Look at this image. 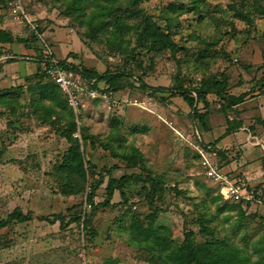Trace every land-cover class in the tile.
Wrapping results in <instances>:
<instances>
[{
  "label": "rangeland",
  "instance_id": "374dc122",
  "mask_svg": "<svg viewBox=\"0 0 264 264\" xmlns=\"http://www.w3.org/2000/svg\"><path fill=\"white\" fill-rule=\"evenodd\" d=\"M21 8L0 3L11 43L0 44V264H222L231 255L264 264V206L219 197L197 154L224 133V119L253 117L250 102L222 111L211 94L219 85L222 96L264 94V0H21ZM146 26L160 30L159 47L141 39ZM36 32L54 58L94 75L96 96L81 97L77 110L35 75ZM131 174L139 181L105 205L108 180ZM188 240L198 261L182 248Z\"/></svg>",
  "mask_w": 264,
  "mask_h": 264
},
{
  "label": "trees",
  "instance_id": "16d2710c",
  "mask_svg": "<svg viewBox=\"0 0 264 264\" xmlns=\"http://www.w3.org/2000/svg\"><path fill=\"white\" fill-rule=\"evenodd\" d=\"M1 2H3V0H0V3ZM96 4L98 5L97 2H96ZM105 9H106V7L103 6L102 10H105ZM37 34H38V36L33 34V36L36 38L35 41H37V44H38V47L34 50V54H35V58H37L38 62H41L43 64V66L41 69L39 68V72H36L35 75H39L38 73H40V75L38 77H40L41 79L43 78V79L47 80L51 84L53 89L55 88L61 94V96L63 97L62 99L66 104V100H65L63 94L60 92L59 88L53 82H51L47 78V76H45V74H44V67L46 66V64H44L42 61V54H43L42 52L44 50V43L42 42L43 41L42 35L41 34L39 35V33H37ZM152 36H154V38L156 39L155 40L156 42H158V43L163 42V39L161 38V32L158 28H155L153 30V29H149V27L146 26L144 32H141V34H140V37L143 41H147V42L150 41L153 44L152 47H159V45H157L155 42L152 41ZM0 44H11L9 37L7 36V34L3 30H0ZM170 45L172 47H174L173 44H170ZM50 58H54L53 54H51ZM67 59L68 58H66L65 60H59V62L61 64L65 65L75 75H78L80 77V80H82V81L86 80L89 82H91L93 80L92 78L94 77V75L92 74V72H90L86 69H84V70H82L81 68L78 69L73 63L68 62ZM263 65H264V63H263ZM262 85H263L262 86V90H263L264 84H262ZM222 90H224V88L219 85L217 87V89L214 92H212L211 94H213L212 96H215V98L222 101V103L224 104L222 111H224V112L225 111L228 112V111L232 110L233 107L243 103L245 100L253 99V98H256V96L262 95L261 92H259L260 94L259 93H256V94L252 93L250 96L246 95L245 92L240 93L239 95H234L232 93H229V91L228 92L224 91V96H222V94H221ZM208 93H209L208 91L205 92V94H208ZM205 94H203L202 99H205V96H206ZM203 101H205V100H203ZM205 105L207 106L206 102H205ZM220 108H221V105H220ZM257 122L264 127V121L258 119ZM237 123L238 122H236V121H230L227 119L226 120V126L227 127H226L225 134H228L232 130L238 128L239 124H237ZM73 127H75L74 123H73ZM199 146L200 147H198V149L205 151L207 154H210L211 152H215V157L212 158V163L218 169H224V167L227 166L228 162L232 159L231 150H229L227 148L217 147L216 141L213 143H200ZM198 149H197V154L199 156ZM224 158H225V161H224L223 165L219 164L218 159H224ZM133 165H134V163L130 167H133ZM230 174L231 173H228V175H230ZM234 177H240L243 179V181L246 182V180L241 175H237V176L235 175ZM130 181H139V177L136 174H131V175H123L118 179L110 178L107 182V185H106V198L104 200V204L109 205L110 201L113 198L114 192L116 190L121 189V187L123 185H125L126 183H128ZM213 185L215 187L217 195L219 197H221V195L218 193V186L215 184H213ZM248 188H249V186H248ZM252 190H253V201L252 200L247 201L244 199L239 200V201H231L230 200L231 203H235V204H237V206H239L243 209L255 207L256 210L257 209L259 210L260 206H264L263 190L261 189V187L259 185L252 187ZM14 217H16V219H18L20 221H24V219L20 216V214H18L17 216L15 214H13L11 216V219H13ZM263 218H264V215H263ZM57 219H58V217H53L51 222L54 223L57 221ZM156 240L157 241L159 240L158 236L156 237ZM217 244L219 245V247H222L224 242H217ZM218 245L216 246V248L218 247ZM182 248L186 250L187 256L191 261L195 262V261L199 260L198 251L196 250V247L191 244V241L188 240L187 242H185L183 244ZM232 258H233V256L231 255L229 259L224 260L222 258H219L218 261H221L222 264H238V263H236V260L231 261ZM242 264H245V263L243 262Z\"/></svg>",
  "mask_w": 264,
  "mask_h": 264
},
{
  "label": "built area",
  "instance_id": "2783aa9c",
  "mask_svg": "<svg viewBox=\"0 0 264 264\" xmlns=\"http://www.w3.org/2000/svg\"><path fill=\"white\" fill-rule=\"evenodd\" d=\"M17 10L22 11L21 0H13ZM42 61L46 66L44 67V74L53 82L63 94L68 106L72 110H77L80 106V100L83 96L94 98L96 91L91 88V83L80 80L78 75H75L65 65L61 64L56 58H50L51 52L47 50L44 40ZM200 157V167L213 184L218 186V193L224 200L239 201L247 200L253 201V190L240 177H230L223 169H218L212 163V158L215 157V152L207 154L205 151L198 149ZM256 200V199H255ZM258 201V200H257Z\"/></svg>",
  "mask_w": 264,
  "mask_h": 264
},
{
  "label": "crops",
  "instance_id": "0c3cea01",
  "mask_svg": "<svg viewBox=\"0 0 264 264\" xmlns=\"http://www.w3.org/2000/svg\"><path fill=\"white\" fill-rule=\"evenodd\" d=\"M5 1V0H3ZM6 67V65L4 66ZM4 73V72H3ZM234 94V93H233ZM235 95V94H234ZM255 99V103L253 102ZM245 100L243 103L232 108L233 112L239 110V106L249 103L251 107H248L247 112L251 111L252 116L248 120L240 119L230 120L238 122V128L232 130L230 133L225 134L226 122L224 119V133L219 137L209 139V143L216 141V145L220 148H227L231 150L232 159L228 162L227 167L229 170L235 171L238 175H241L248 186H260L264 189V127L257 122L258 119L264 120V94L256 96V98ZM256 109V110H255ZM229 111V112H230ZM245 114L246 109L241 110ZM238 133H241L244 137L245 142L253 148H257L263 156L257 155L255 158L251 157L249 153L241 148V145L236 141L234 137ZM229 135V137H227ZM233 136V141L229 139ZM256 150V149H255ZM250 152V151H249ZM237 176V175H236ZM249 182V183H248ZM250 184V185H249ZM253 186V187H254ZM252 187V186H250Z\"/></svg>",
  "mask_w": 264,
  "mask_h": 264
}]
</instances>
